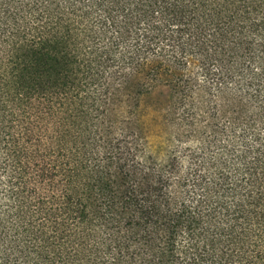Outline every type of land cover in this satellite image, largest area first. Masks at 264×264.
<instances>
[{
	"label": "trees",
	"instance_id": "1",
	"mask_svg": "<svg viewBox=\"0 0 264 264\" xmlns=\"http://www.w3.org/2000/svg\"><path fill=\"white\" fill-rule=\"evenodd\" d=\"M0 264H264V0H0Z\"/></svg>",
	"mask_w": 264,
	"mask_h": 264
},
{
	"label": "rangeland",
	"instance_id": "2",
	"mask_svg": "<svg viewBox=\"0 0 264 264\" xmlns=\"http://www.w3.org/2000/svg\"><path fill=\"white\" fill-rule=\"evenodd\" d=\"M120 90L118 85H115L112 89L108 91V98H109V104L105 105L102 110V116L98 121V130H99V136L100 138H107V137H113L116 136L122 128L125 130H128L129 124L131 122H135L136 119H129L127 118V110L129 109L127 104L115 101L116 94H118V91ZM164 100L163 96H160L158 94H155L154 96H150L149 98H145L143 100L142 104V110L144 111V117L143 120L146 123L154 124V122H151L152 120L156 119L157 122L162 121V115L164 111H158L157 108V100ZM148 128H145L149 133L151 134H159L161 133L162 129H166V126H163L162 124H159V126L150 125L147 126ZM158 131V132H157ZM168 132H172L173 134H178V128L175 129H168ZM166 132V131H165Z\"/></svg>",
	"mask_w": 264,
	"mask_h": 264
}]
</instances>
